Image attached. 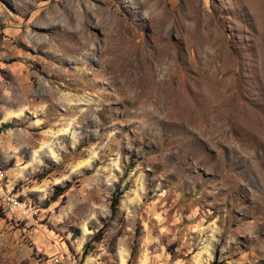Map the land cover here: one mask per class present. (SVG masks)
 <instances>
[{
    "label": "rangeland",
    "instance_id": "rangeland-1",
    "mask_svg": "<svg viewBox=\"0 0 264 264\" xmlns=\"http://www.w3.org/2000/svg\"><path fill=\"white\" fill-rule=\"evenodd\" d=\"M0 167V264H264V0H0Z\"/></svg>",
    "mask_w": 264,
    "mask_h": 264
},
{
    "label": "built area",
    "instance_id": "built-area-1",
    "mask_svg": "<svg viewBox=\"0 0 264 264\" xmlns=\"http://www.w3.org/2000/svg\"><path fill=\"white\" fill-rule=\"evenodd\" d=\"M5 171L0 167V213L8 215L14 221L35 220L40 207L31 199H21L20 195L8 190L5 182ZM43 264H83L74 258L69 249L56 252L48 256Z\"/></svg>",
    "mask_w": 264,
    "mask_h": 264
},
{
    "label": "trees",
    "instance_id": "trees-1",
    "mask_svg": "<svg viewBox=\"0 0 264 264\" xmlns=\"http://www.w3.org/2000/svg\"><path fill=\"white\" fill-rule=\"evenodd\" d=\"M12 126L11 125H3V129H9L11 128ZM2 129V128H1ZM134 167V164L133 163H130L128 165V167L126 168V172H128L129 169H132ZM68 188H56L53 192V195H54V198H58L60 196H63V194L66 192ZM123 191L120 190V186L119 184H117L115 186V189H114V192L112 193V197H111V205H110V208H111V213L112 215L115 214L116 210H117V206L119 204V199H120V196L122 195ZM86 245L84 246V249H85ZM84 255H86V252H84Z\"/></svg>",
    "mask_w": 264,
    "mask_h": 264
}]
</instances>
